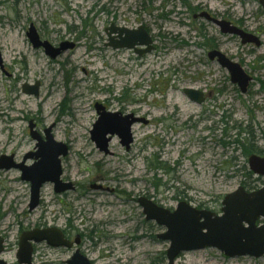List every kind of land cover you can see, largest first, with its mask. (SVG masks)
<instances>
[{"label": "rangeland", "instance_id": "374dc122", "mask_svg": "<svg viewBox=\"0 0 264 264\" xmlns=\"http://www.w3.org/2000/svg\"><path fill=\"white\" fill-rule=\"evenodd\" d=\"M203 11L257 35L261 45H244L239 36L195 17ZM112 23L143 25L155 49L140 55L106 46L105 29ZM30 24L43 40L76 47L50 58L27 37ZM213 49L252 76L246 94L226 68L209 59ZM0 52V156L24 162L40 149L31 132L45 140L51 128L55 141L69 145L62 179L75 186L56 193L47 182L31 211L30 182L21 170L0 171V236L6 248L0 258L6 263L21 264L17 251L24 232L56 228L73 239L81 235L80 248L95 264H168L170 241L158 236L167 228L146 219L141 197L172 210L183 201L220 215L226 195L240 186L249 192L264 186V176L249 167L250 155L264 156L260 0H0ZM37 82L39 96L23 91ZM185 88L211 97L199 105ZM97 102L150 121L133 126L130 150L117 136L110 154L92 140ZM36 161L35 155L25 164ZM32 243L43 264H65L72 254L47 241ZM179 256L176 264H264V257L229 258L213 247Z\"/></svg>", "mask_w": 264, "mask_h": 264}, {"label": "water", "instance_id": "95a60500", "mask_svg": "<svg viewBox=\"0 0 264 264\" xmlns=\"http://www.w3.org/2000/svg\"><path fill=\"white\" fill-rule=\"evenodd\" d=\"M260 4L264 8V0H260ZM195 17L212 21L220 27L222 33L239 36L244 45L248 43L261 45V39L257 35H253L225 19L214 18L208 12H201ZM106 33L109 36V42L106 45L111 46L114 50L128 48L134 49L137 54L145 55L154 49L152 36L143 25H139L136 29H130L112 23L106 29ZM27 37L35 48L44 47L46 54L53 59L76 47L74 42L64 41L59 46H55L49 41L43 40L34 24H30ZM208 56L211 61H218L222 68H226L231 74V81L239 85L241 92L247 93L253 78L247 71H244L240 63L231 60L225 53L217 49L209 52ZM0 64H3L1 52ZM39 87L40 82L34 85L25 84L23 91L30 95L39 96ZM184 93L199 105L206 100L205 94L196 88H185ZM95 109L98 113V121L91 130L92 140L106 154H110V143L115 136L129 150L135 141L133 126L137 123L148 124L149 122L146 118L138 117L134 113L123 115L120 111L107 110L100 102L96 103ZM33 127L32 125L31 130ZM45 133L44 140L40 134L31 132L32 137L38 141L37 144L40 149L35 154H28L24 162L17 163L13 155L0 156V171L18 168L22 172V179L30 182L31 201L29 209L31 211L39 206L42 186L47 182L54 183L56 193L75 189L72 182H66L62 179V157H67L69 145L55 141L51 128L47 129ZM35 155L37 159L35 164L26 165L25 161ZM249 167L255 175L264 176V156L250 155ZM93 188L101 190L102 185H93ZM222 201L221 211L223 213L220 215L211 210L193 207L189 202L183 201L174 211L160 206L146 196L139 199V204L143 207V214L146 215L147 220L155 221L167 228V232L158 236L164 241H170V247L166 252L168 264H176L181 253L211 247L218 249L229 258L264 257V223H258L260 218H264V186L251 192L240 186L238 190L226 195ZM32 241L36 243L47 241L48 245L57 248L60 246L70 247L61 229L38 228L27 231L22 234L17 251V258L22 264H33ZM77 243L79 244V241ZM2 245L3 242L0 239V254L3 249ZM0 264L8 263L0 259ZM68 264L95 263L80 250H77Z\"/></svg>", "mask_w": 264, "mask_h": 264}, {"label": "flooded vegetation", "instance_id": "af4514ba", "mask_svg": "<svg viewBox=\"0 0 264 264\" xmlns=\"http://www.w3.org/2000/svg\"><path fill=\"white\" fill-rule=\"evenodd\" d=\"M203 12H208L212 17H214V18H218V17H216L212 12H210V11H203ZM220 19V18H219ZM230 22V21H229ZM235 25V24H234ZM108 28V27H107ZM106 28V29H107ZM106 29H105V33H106ZM148 32V31H147ZM150 33V32H149ZM107 34V33H106ZM151 35V34H150ZM107 36H108V34H107ZM153 39V38H152ZM109 42V36H108V39H107V41H106V43H105V45L107 44ZM154 42V41H153ZM155 43V42H154ZM106 46H108V45H106ZM108 47H111V46H108ZM112 48V47H111ZM154 49H155V45H154ZM153 49V50H154ZM213 61H215V60H213ZM201 91V90H200ZM204 94H205V96H206V100L208 99V98H210L211 97V94L210 93H206L205 91H202ZM205 100V101H206ZM204 101V102H205ZM104 105V104H103ZM105 106V105H104ZM120 112H122V111H120ZM130 113H133V112H129L128 114H130ZM122 114L123 115H127V114H124L123 112H122ZM135 114V113H134ZM136 115V114H135ZM137 116V115H136ZM139 117V116H138ZM140 117H142V116H140ZM145 118V117H144ZM147 119V118H146ZM148 120V119H147ZM149 121V120H148ZM150 122V121H149ZM148 122V123H149ZM130 150V149H129ZM14 156V155H13ZM14 159H15V157H14ZM16 161V160H15ZM18 163V162H17ZM70 182V181H69ZM101 189H103V186H102V188ZM154 201V200H153ZM159 204V203H158ZM160 206H162L161 204H159ZM162 207H164V206H162ZM165 208V207H164ZM170 209V208H169ZM171 211H173L172 209H170ZM28 231V230H27ZM29 231H32V230H29ZM62 232H63V234H64V238H65V240H67L68 241V243H69V245H70V247H64V246H60V247H62V248H66V250H68V251H72V254H71V256H70V258H68V259H66L65 260V264H68V262H69V260L71 259V257L74 255V253L77 251V250H80L81 251V253H83L82 252V250H81V248H80V246H81V243H82V241H83V239H82V237H81V235H79L77 238H75V239H73V237H72V235H71V233H69V232H67V231H65V230H62ZM25 233V232H24ZM22 236V235H21ZM21 238V237H20ZM0 239L2 240V242H3V245H2V247H3V249H2V251H1V254H2V252H4L5 251V240H4V238H2L1 236H0ZM77 241H79V244L77 243ZM20 242V241H19ZM20 246V245H19ZM37 251V250H36ZM35 251V247H34V245H33V243H32V252H33V255H32V263L33 264H36V259L38 260V258H37V255H38V252H36ZM1 254H0V256H1ZM1 259V258H0ZM18 259V258H17ZM3 260V259H2ZM19 260V259H18ZM20 263V262H19ZM9 264V263H8ZM22 264V263H21ZM37 264H43L40 260H38V263Z\"/></svg>", "mask_w": 264, "mask_h": 264}, {"label": "trees", "instance_id": "16d2710c", "mask_svg": "<svg viewBox=\"0 0 264 264\" xmlns=\"http://www.w3.org/2000/svg\"><path fill=\"white\" fill-rule=\"evenodd\" d=\"M253 146H254V145H251V147L249 148V150H253V148H254ZM250 174H251V172H250ZM250 174H249V175H250Z\"/></svg>", "mask_w": 264, "mask_h": 264}]
</instances>
